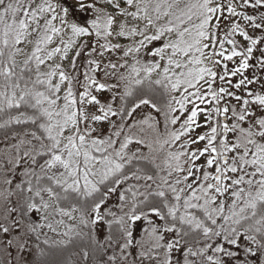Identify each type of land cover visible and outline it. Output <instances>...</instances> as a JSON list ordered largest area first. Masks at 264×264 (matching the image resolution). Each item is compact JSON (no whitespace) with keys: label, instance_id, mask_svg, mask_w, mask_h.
<instances>
[{"label":"snow or ice","instance_id":"6c2138e0","mask_svg":"<svg viewBox=\"0 0 264 264\" xmlns=\"http://www.w3.org/2000/svg\"><path fill=\"white\" fill-rule=\"evenodd\" d=\"M70 248L264 264V0H0V264Z\"/></svg>","mask_w":264,"mask_h":264},{"label":"trees","instance_id":"16d2710c","mask_svg":"<svg viewBox=\"0 0 264 264\" xmlns=\"http://www.w3.org/2000/svg\"><path fill=\"white\" fill-rule=\"evenodd\" d=\"M72 0H68V3H71ZM78 19L80 17H77ZM76 251L75 249H69L68 253H65L64 259H67L70 261V264H80V261L82 259V257L78 256V255H71V252Z\"/></svg>","mask_w":264,"mask_h":264},{"label":"rangeland","instance_id":"374dc122","mask_svg":"<svg viewBox=\"0 0 264 264\" xmlns=\"http://www.w3.org/2000/svg\"><path fill=\"white\" fill-rule=\"evenodd\" d=\"M238 40L240 39L239 37H236ZM225 47H230L228 45H225ZM229 66L231 67L232 66V63L229 62ZM252 71H254V69H250L248 74L251 75ZM102 79V78H101ZM237 78H233V80L235 81ZM101 98H103L104 96H107L109 95V93L107 92H104V93H100L98 94ZM94 110V109H93ZM111 204H115L116 203V199H115V196H113L112 200L110 201Z\"/></svg>","mask_w":264,"mask_h":264}]
</instances>
